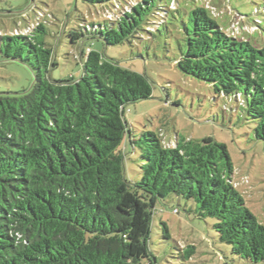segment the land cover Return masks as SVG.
<instances>
[{
  "label": "trees",
  "instance_id": "obj_1",
  "mask_svg": "<svg viewBox=\"0 0 264 264\" xmlns=\"http://www.w3.org/2000/svg\"><path fill=\"white\" fill-rule=\"evenodd\" d=\"M81 1L100 10L91 20L81 16L68 34L81 64L78 77H50L59 63L47 41V19L0 34L1 60L23 63L34 75L28 89L0 90V264H158L150 247L153 219L158 203L173 195L196 204L189 212L213 218L233 254L264 263V224L234 183L227 144L213 136L167 140L158 130L136 132L126 110L152 97L151 79L92 45L149 50L180 23L176 66L244 107L259 140L264 46L224 28L206 0L186 6L181 0ZM31 11L36 14L30 7L7 17L21 24ZM245 18L240 24L249 25ZM250 25L258 31L261 19ZM124 142L140 149L135 181L126 173Z\"/></svg>",
  "mask_w": 264,
  "mask_h": 264
},
{
  "label": "rangeland",
  "instance_id": "obj_2",
  "mask_svg": "<svg viewBox=\"0 0 264 264\" xmlns=\"http://www.w3.org/2000/svg\"><path fill=\"white\" fill-rule=\"evenodd\" d=\"M181 1L186 6L191 0ZM206 4L224 28L234 30L233 35L248 37L255 46H264V0H229L230 6L226 0H206ZM30 7L36 14L31 11L32 18H28V22L17 24L7 17L9 11ZM256 9H260L258 15L253 14ZM97 10L99 6L81 0H0V34H18L23 25L33 23L34 18L47 19L52 33L47 41L53 45L59 63L51 70L50 77L64 79L71 74L78 77L81 64L75 58L77 48L70 43L68 34L78 25L81 16L89 20L99 17ZM256 16L262 25L254 32L250 24L255 22ZM244 18L249 25L240 24V19ZM170 28L172 35L157 36L149 50L128 43L105 47L96 42L92 46L118 59L123 66L146 73L151 79L152 97L130 104L126 110L136 132L158 130L167 140L176 134L194 139L213 136L227 144L234 163V183L247 206L264 224V140L256 138L255 122L244 107L217 96L209 84L184 74L176 66L177 38L182 31L178 22ZM33 82L34 75L28 66L3 61L0 57V90L20 91L30 88ZM122 149L128 178L138 180L140 149L134 151L130 143L125 142ZM192 208H196L194 202L174 195L158 203L157 209L161 212L154 216L150 241L158 264H264L251 263L233 254L231 246L219 240L213 227L215 220L200 218L194 211L187 210ZM162 221L169 228V237L164 234ZM192 247L194 253L187 257Z\"/></svg>",
  "mask_w": 264,
  "mask_h": 264
},
{
  "label": "water",
  "instance_id": "obj_3",
  "mask_svg": "<svg viewBox=\"0 0 264 264\" xmlns=\"http://www.w3.org/2000/svg\"><path fill=\"white\" fill-rule=\"evenodd\" d=\"M33 1V0H32Z\"/></svg>",
  "mask_w": 264,
  "mask_h": 264
}]
</instances>
